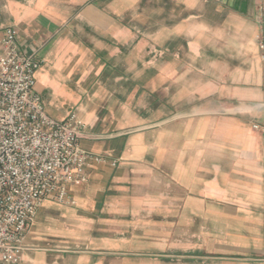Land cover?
<instances>
[{
  "label": "crops",
  "instance_id": "1",
  "mask_svg": "<svg viewBox=\"0 0 264 264\" xmlns=\"http://www.w3.org/2000/svg\"><path fill=\"white\" fill-rule=\"evenodd\" d=\"M9 28L104 158L20 264H264V0H0Z\"/></svg>",
  "mask_w": 264,
  "mask_h": 264
},
{
  "label": "built area",
  "instance_id": "2",
  "mask_svg": "<svg viewBox=\"0 0 264 264\" xmlns=\"http://www.w3.org/2000/svg\"><path fill=\"white\" fill-rule=\"evenodd\" d=\"M0 46V264H20L41 204L69 203L70 186L86 183L104 158L81 147L84 124L76 114L63 122L47 115L35 91L41 62L21 48L14 28Z\"/></svg>",
  "mask_w": 264,
  "mask_h": 264
}]
</instances>
